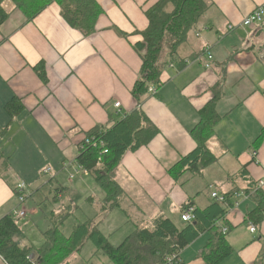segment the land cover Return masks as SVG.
<instances>
[{"label":"crops","instance_id":"0c3cea01","mask_svg":"<svg viewBox=\"0 0 264 264\" xmlns=\"http://www.w3.org/2000/svg\"><path fill=\"white\" fill-rule=\"evenodd\" d=\"M95 1L102 13L88 37L65 23L55 1L31 21L13 6L7 11V1L2 3L9 16L0 25V130L25 132L22 159L35 151L71 153L74 147L78 154L85 132L110 127L136 107L131 91L142 61L134 46L148 25L145 11L158 0ZM204 1L208 8L178 53H165L161 60L156 93L147 92L140 104L157 135L123 156L114 179L138 202L126 204L134 227L151 226L158 217L173 222L190 200L194 209H206L214 200L207 195L202 202L182 180L186 176L190 183L189 177L198 173L185 169L174 179L170 170L195 149L190 131L199 121L198 112L218 94L221 120L207 144L217 161L199 173L208 177L207 188H216L211 192L228 194L230 203L238 204L217 224V231L227 228L225 238L233 250L220 264H264V221L250 233L246 220L256 207L254 191L264 193V21L251 27L241 24L264 0ZM205 48L213 57L209 68L204 66ZM38 64L45 81L34 69ZM13 101L22 110L11 118L6 108ZM3 146L0 140L1 157ZM6 178L10 184L0 174V219L17 207L16 185L10 175ZM57 193L60 198L62 192ZM210 238L208 232L201 234L180 252L181 261L187 264L196 251L201 258Z\"/></svg>","mask_w":264,"mask_h":264},{"label":"trees","instance_id":"16d2710c","mask_svg":"<svg viewBox=\"0 0 264 264\" xmlns=\"http://www.w3.org/2000/svg\"><path fill=\"white\" fill-rule=\"evenodd\" d=\"M5 1L10 2L14 10L20 11L28 21L33 20L47 5L55 1L65 23L79 30L85 37L95 31L97 19L102 13L95 0H0V25L9 16L2 7ZM207 8L204 0H158L145 11L148 25L140 33L142 41L134 46L142 61L139 77L131 91L136 107L112 126L96 127L83 134V138H101L107 154L100 155L99 147H85L78 150L74 159L76 165L90 174L103 192L100 209L102 214L121 208L120 201L124 191L114 179V173L123 156L147 145L158 133L139 108L148 88L160 84L162 66L159 62L163 49L166 48L164 52L169 57L175 56ZM34 69L39 78L45 81L43 65L38 64ZM218 100L219 96L215 94L198 112L199 121L190 131L196 147L170 170L174 179L185 169L197 174L217 161L207 144L214 136L215 125L221 120L216 112ZM6 109L13 118L22 107L19 102L13 101ZM5 130H0V136ZM81 143L82 141L79 145ZM254 193L256 207L247 213L246 220L257 229L264 221V193L258 190ZM224 197L230 201L228 194ZM189 207H192L191 200L182 207L180 216ZM227 209L223 203L215 200L204 210L195 208V219L184 223L185 226L181 229L168 218L158 217L151 226H135L116 247L110 245L90 221L76 225L68 237L63 236L60 227L64 219L53 223L42 232L43 243L40 246L19 247L15 237L20 229L16 220L8 215L0 219V256L7 264H67V259L80 250L84 241L90 240L103 251L110 264H185L181 261L180 252L195 242L201 234L208 232L211 238L201 254V259L205 264H220L233 252L226 241V234L217 231V223L224 218ZM172 256L174 258L168 262L167 258Z\"/></svg>","mask_w":264,"mask_h":264},{"label":"rangeland","instance_id":"374dc122","mask_svg":"<svg viewBox=\"0 0 264 264\" xmlns=\"http://www.w3.org/2000/svg\"><path fill=\"white\" fill-rule=\"evenodd\" d=\"M4 6H6L5 9L7 11L12 7L8 1ZM165 49H163L161 54L162 59L166 53L164 52ZM161 58L159 63L162 66ZM24 133L20 128L14 129L11 133L6 131L0 139L1 144L5 145L2 147L4 155L0 158V174L5 178L4 183L6 185L10 184V181L6 178L7 175H10L12 183L14 182L15 185L25 183L30 192V197L25 202V205L22 206L26 211V215L19 219L10 215L16 220L20 229V233L15 237L17 245L19 247L29 244L36 247L40 246L43 243L42 232L53 225V223H58L60 219H64L60 231L65 237L72 233L76 225L90 221L96 225L99 232L110 245L114 247L120 245L133 231L134 227V217L128 211L126 204L138 206V202L130 198V194L124 191L123 197H121L123 201L121 209L102 214L100 209L104 195L101 189L90 174H74L72 166L69 165V163H73L77 155L76 148L74 147L71 153L65 152L64 154L58 149H54L53 156H49L46 153L40 155L35 151L32 155L22 159L27 149L20 145L21 140L27 141L22 136ZM30 149L32 151L37 150L36 147ZM7 156H9L8 159ZM65 165L69 167L65 168ZM6 166L8 167L6 168ZM47 168H50L51 172L47 175L42 174ZM71 174H73L72 179H70ZM185 177L182 178L185 185L189 186V188H194V195L198 194V198L202 202L206 200L207 195L210 198L211 191L216 189L214 185L207 188L209 184L208 177L206 178V175L202 177V173L189 177L190 183ZM114 178L116 179V177ZM58 191L62 192L60 198H58ZM214 192L218 193V190ZM176 221L177 224L175 223ZM173 222L177 228L181 229V227L185 226L184 223L180 222L179 217H176ZM206 238L200 240L198 249H202ZM66 263L110 264L103 251L98 249L90 240L84 241L80 250L73 253ZM188 263L205 264L199 258L197 251L194 252L192 259L187 261ZM0 264L7 263L0 261Z\"/></svg>","mask_w":264,"mask_h":264},{"label":"built area","instance_id":"2783aa9c","mask_svg":"<svg viewBox=\"0 0 264 264\" xmlns=\"http://www.w3.org/2000/svg\"><path fill=\"white\" fill-rule=\"evenodd\" d=\"M263 21H264V4L256 7L247 17H245L243 19L241 24L244 27H251V26L261 25V24H263ZM232 28H233V26L228 27L229 30H232ZM203 56L206 59V63L204 64V66H205V68H209L213 57H212L211 52L208 50V48L204 49ZM156 91L157 90L153 86H150L148 88V93L150 95L155 94ZM119 107H120V104L118 102L114 104V108L117 109ZM78 147H79V149H83L85 147H94V148L99 147V148H101L100 155L107 154V150L105 148L104 142L102 141L101 138H97V137H84L82 139V143L80 145H78ZM69 165L72 166V168H73L72 172L74 174H85L86 173L84 171V169L82 167L76 165V163L74 161H73V163H69ZM66 167H69V166L65 165V168ZM50 172H51L50 168H47L46 170L43 171L42 174L47 175ZM72 177H73V174L70 175V179H72ZM260 185H262V183H260ZM14 194H15V198H16V201L18 204H17V207L12 210L10 215L19 219V218L24 217L26 215V211L22 206L25 205V202L30 197V192H29V189L25 183H18L14 188ZM210 198L212 200L223 203L227 208H230V207L236 208L238 206L237 203H233V205H232L230 203V201L224 197V195H219L217 192H212L210 194ZM180 219L184 223H190L191 221H193L195 219L194 218V208L193 207L187 208V210L181 214ZM248 229H249L250 233L256 232L255 226L250 224V223H249ZM220 231L224 235L227 233V228L222 227L220 229ZM173 258H174V256L167 258V261L171 262ZM0 261L5 262L1 256H0Z\"/></svg>","mask_w":264,"mask_h":264}]
</instances>
